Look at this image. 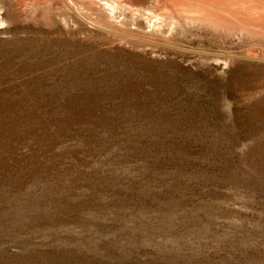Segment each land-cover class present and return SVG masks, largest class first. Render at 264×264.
Wrapping results in <instances>:
<instances>
[{"label": "rangeland", "instance_id": "rangeland-1", "mask_svg": "<svg viewBox=\"0 0 264 264\" xmlns=\"http://www.w3.org/2000/svg\"><path fill=\"white\" fill-rule=\"evenodd\" d=\"M98 1L0 0V264H264V9Z\"/></svg>", "mask_w": 264, "mask_h": 264}, {"label": "bare ground", "instance_id": "bare-ground-1", "mask_svg": "<svg viewBox=\"0 0 264 264\" xmlns=\"http://www.w3.org/2000/svg\"><path fill=\"white\" fill-rule=\"evenodd\" d=\"M101 1L103 0L98 1V3L101 4L103 9H108L112 14L116 8H127L135 11L144 10L145 12L147 9L151 10L152 6L158 2V0H105L103 3ZM168 3L171 4L170 8H166ZM163 8L173 9L172 11L181 16L193 19L197 17L196 21L203 22L205 25L214 23L212 19L215 11L223 20L231 18L244 25L248 17L258 18L260 9H264L260 6L259 0H164ZM159 23L160 21L153 22L154 25Z\"/></svg>", "mask_w": 264, "mask_h": 264}]
</instances>
